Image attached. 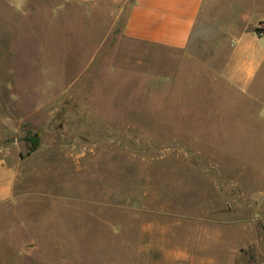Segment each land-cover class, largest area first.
Instances as JSON below:
<instances>
[{"label": "rangeland", "instance_id": "rangeland-1", "mask_svg": "<svg viewBox=\"0 0 264 264\" xmlns=\"http://www.w3.org/2000/svg\"><path fill=\"white\" fill-rule=\"evenodd\" d=\"M129 6L0 0V264H264V66L169 84L183 54L127 37Z\"/></svg>", "mask_w": 264, "mask_h": 264}, {"label": "crops", "instance_id": "crops-1", "mask_svg": "<svg viewBox=\"0 0 264 264\" xmlns=\"http://www.w3.org/2000/svg\"><path fill=\"white\" fill-rule=\"evenodd\" d=\"M219 4L220 0H130L123 30L129 38L183 54V62L167 73L169 84L195 67L208 71L214 85L246 90L264 66V31L256 29L264 11L255 18L245 10L233 17L232 9L221 26L216 21ZM5 192L1 180L0 193Z\"/></svg>", "mask_w": 264, "mask_h": 264}, {"label": "built area", "instance_id": "built-area-1", "mask_svg": "<svg viewBox=\"0 0 264 264\" xmlns=\"http://www.w3.org/2000/svg\"><path fill=\"white\" fill-rule=\"evenodd\" d=\"M259 28L264 30V20L261 22V24L259 25Z\"/></svg>", "mask_w": 264, "mask_h": 264}, {"label": "trees", "instance_id": "trees-1", "mask_svg": "<svg viewBox=\"0 0 264 264\" xmlns=\"http://www.w3.org/2000/svg\"><path fill=\"white\" fill-rule=\"evenodd\" d=\"M258 29V28H257ZM35 143H37V142H35Z\"/></svg>", "mask_w": 264, "mask_h": 264}]
</instances>
